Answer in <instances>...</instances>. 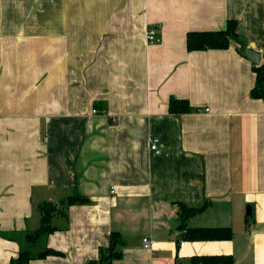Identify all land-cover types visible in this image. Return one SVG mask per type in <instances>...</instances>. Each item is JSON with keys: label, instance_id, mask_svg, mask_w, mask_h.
I'll return each instance as SVG.
<instances>
[{"label": "crops", "instance_id": "obj_1", "mask_svg": "<svg viewBox=\"0 0 264 264\" xmlns=\"http://www.w3.org/2000/svg\"><path fill=\"white\" fill-rule=\"evenodd\" d=\"M229 20L260 64L264 0H0V264L27 249L29 264H88L112 232L124 241L112 264L215 255L264 264L255 64L234 41L224 50L186 47L188 32ZM150 28L158 43H147ZM171 98L195 111L170 114ZM74 193L88 203L55 216L58 230L30 245L38 206ZM179 203L205 205L184 229ZM203 228H230L233 237L186 236Z\"/></svg>", "mask_w": 264, "mask_h": 264}, {"label": "trees", "instance_id": "obj_2", "mask_svg": "<svg viewBox=\"0 0 264 264\" xmlns=\"http://www.w3.org/2000/svg\"><path fill=\"white\" fill-rule=\"evenodd\" d=\"M238 38L236 34V21H227L225 28L217 31L188 32L186 35V47L191 51H204L210 49L224 50L231 43L232 38ZM254 74V85L250 90L249 96L252 99H260L264 103V54L262 62L252 66ZM168 111L170 114L180 115L195 111L187 100L171 98L168 102ZM88 199L74 193L66 197L59 203L44 202L38 206L39 227L32 233L26 234L25 238L30 245H34L43 235H49L57 231L58 228L52 225L55 216L66 217V211L73 205H82L88 203ZM179 217L181 220L180 228L184 229L186 221L205 207H189L186 204L179 203ZM189 239L192 240H231L233 232L230 228H203L187 231ZM124 241L118 232H112L109 235L107 246L99 247L98 259L88 262V264H112L114 260L121 259L123 255ZM45 255L62 256L61 253L51 249L45 250ZM34 258L30 249L22 250L18 256L10 260V264H29ZM198 264H234L232 255H215L197 258Z\"/></svg>", "mask_w": 264, "mask_h": 264}, {"label": "built area", "instance_id": "obj_3", "mask_svg": "<svg viewBox=\"0 0 264 264\" xmlns=\"http://www.w3.org/2000/svg\"><path fill=\"white\" fill-rule=\"evenodd\" d=\"M146 41L148 44H154V43H158L159 42V38L157 37L156 35V32L154 29L150 28L147 30L146 32ZM92 113H96L95 110L92 111ZM150 142H151V146H150V149L156 154H160V150L158 148V139L153 137L150 139ZM143 246L145 248H150L151 244L150 242L147 240V239H144L143 240Z\"/></svg>", "mask_w": 264, "mask_h": 264}, {"label": "water", "instance_id": "obj_4", "mask_svg": "<svg viewBox=\"0 0 264 264\" xmlns=\"http://www.w3.org/2000/svg\"><path fill=\"white\" fill-rule=\"evenodd\" d=\"M232 41H234L237 45H239L240 47V51L241 53L249 60H251L255 65L259 64V60H260V55L256 52H253L251 50H248L246 48V46L244 45V43L239 40L238 38H232ZM246 217L247 218H252V211L250 207H247L246 209ZM43 255H40L39 257H41Z\"/></svg>", "mask_w": 264, "mask_h": 264}]
</instances>
